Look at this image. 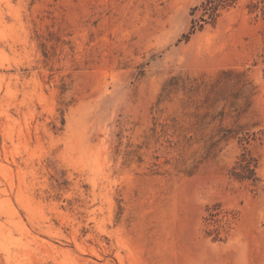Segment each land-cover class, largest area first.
<instances>
[{
  "label": "rangeland",
  "instance_id": "374dc122",
  "mask_svg": "<svg viewBox=\"0 0 264 264\" xmlns=\"http://www.w3.org/2000/svg\"><path fill=\"white\" fill-rule=\"evenodd\" d=\"M0 264H264V0H0Z\"/></svg>",
  "mask_w": 264,
  "mask_h": 264
},
{
  "label": "trees",
  "instance_id": "16d2710c",
  "mask_svg": "<svg viewBox=\"0 0 264 264\" xmlns=\"http://www.w3.org/2000/svg\"><path fill=\"white\" fill-rule=\"evenodd\" d=\"M215 9H216V6L213 7V11L211 13V18H213L215 16Z\"/></svg>",
  "mask_w": 264,
  "mask_h": 264
}]
</instances>
